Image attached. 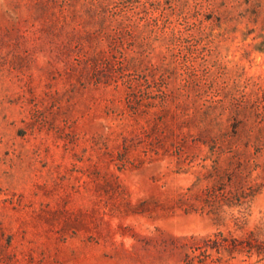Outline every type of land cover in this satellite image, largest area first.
Returning <instances> with one entry per match:
<instances>
[{
	"label": "rangeland",
	"instance_id": "1",
	"mask_svg": "<svg viewBox=\"0 0 264 264\" xmlns=\"http://www.w3.org/2000/svg\"><path fill=\"white\" fill-rule=\"evenodd\" d=\"M0 264H264V0H0Z\"/></svg>",
	"mask_w": 264,
	"mask_h": 264
},
{
	"label": "trees",
	"instance_id": "2",
	"mask_svg": "<svg viewBox=\"0 0 264 264\" xmlns=\"http://www.w3.org/2000/svg\"><path fill=\"white\" fill-rule=\"evenodd\" d=\"M225 241H226V238H220V239L219 238H216L215 239V242L217 243V245L219 247H223L224 244H225ZM233 242H236V240L233 241ZM245 244L248 245L249 249L253 248V246L255 245L254 244V240H253L252 237L248 238V240H246Z\"/></svg>",
	"mask_w": 264,
	"mask_h": 264
}]
</instances>
